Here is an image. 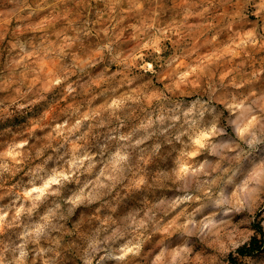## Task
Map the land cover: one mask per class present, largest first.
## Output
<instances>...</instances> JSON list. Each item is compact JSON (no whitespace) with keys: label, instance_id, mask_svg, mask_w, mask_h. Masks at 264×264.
<instances>
[{"label":"clouds","instance_id":"9594fccd","mask_svg":"<svg viewBox=\"0 0 264 264\" xmlns=\"http://www.w3.org/2000/svg\"><path fill=\"white\" fill-rule=\"evenodd\" d=\"M264 0H0V264H264Z\"/></svg>","mask_w":264,"mask_h":264},{"label":"trees","instance_id":"16d2710c","mask_svg":"<svg viewBox=\"0 0 264 264\" xmlns=\"http://www.w3.org/2000/svg\"><path fill=\"white\" fill-rule=\"evenodd\" d=\"M258 229H259V231H262L260 228H258ZM261 244H262V241L254 240L253 241V249H252V251H255V250L259 249L261 247Z\"/></svg>","mask_w":264,"mask_h":264},{"label":"rangeland","instance_id":"374dc122","mask_svg":"<svg viewBox=\"0 0 264 264\" xmlns=\"http://www.w3.org/2000/svg\"><path fill=\"white\" fill-rule=\"evenodd\" d=\"M254 227H256V229H257V232L262 236V237H264V230H262V231H259V225H255ZM263 232V233H262ZM259 241H262V244H261V246L262 245H264V238H262V239H260ZM258 250V249H257Z\"/></svg>","mask_w":264,"mask_h":264}]
</instances>
